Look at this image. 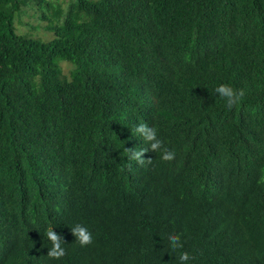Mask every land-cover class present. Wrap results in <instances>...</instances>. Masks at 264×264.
Here are the masks:
<instances>
[{
  "label": "trees",
  "instance_id": "trees-1",
  "mask_svg": "<svg viewBox=\"0 0 264 264\" xmlns=\"http://www.w3.org/2000/svg\"><path fill=\"white\" fill-rule=\"evenodd\" d=\"M62 1L0 0V264H264V0Z\"/></svg>",
  "mask_w": 264,
  "mask_h": 264
},
{
  "label": "clouds",
  "instance_id": "clouds-1",
  "mask_svg": "<svg viewBox=\"0 0 264 264\" xmlns=\"http://www.w3.org/2000/svg\"><path fill=\"white\" fill-rule=\"evenodd\" d=\"M215 92L219 94L220 97L226 100V105L229 109L234 106L239 105L245 98L244 89L235 90L229 85H220L215 89ZM135 131L143 137L144 141L150 146L149 148H143L140 150H134L128 148V160L136 161L138 164H143L145 159L143 156L146 152L151 150L152 152H158L163 147V142L158 139L157 131L153 127H149L147 124L141 123L137 125ZM162 160L165 162H171L175 158V153L173 151L164 148L162 154ZM151 162V159H148ZM131 168V163L128 165ZM258 183L264 184V173H262ZM72 234L76 237V242L80 246L84 247L93 242V237L91 232L84 226L77 224L75 227L71 228ZM46 238L51 242V247L47 253V256L52 259L59 260L66 255V250L62 247V237L58 235L53 229H49L45 233ZM170 242V247L173 250H178L183 248V243L178 235H170L168 237ZM187 252H180L178 255L179 264H186L187 261L192 259Z\"/></svg>",
  "mask_w": 264,
  "mask_h": 264
},
{
  "label": "rangeland",
  "instance_id": "rangeland-1",
  "mask_svg": "<svg viewBox=\"0 0 264 264\" xmlns=\"http://www.w3.org/2000/svg\"><path fill=\"white\" fill-rule=\"evenodd\" d=\"M66 1L67 0H63L62 2L65 3ZM31 15L35 16V17L37 16L36 14L33 13V10L31 11ZM43 20H39L38 19L39 22L45 23V21H43ZM37 26H38V22L34 24V28L35 29L32 30V33H31L32 35L34 34L35 36H38V38L43 39V40L50 39L53 36L52 31L51 30H49V31L46 30L45 28H43V25H41V26L39 25V27H40L39 29H36ZM62 63H63V66L65 67V69H67L68 68L67 63L66 62H62Z\"/></svg>",
  "mask_w": 264,
  "mask_h": 264
}]
</instances>
